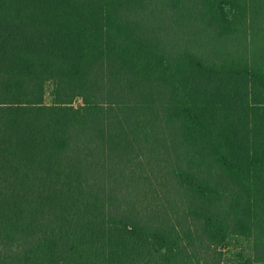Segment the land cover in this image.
<instances>
[{"label": "trees", "instance_id": "trees-1", "mask_svg": "<svg viewBox=\"0 0 264 264\" xmlns=\"http://www.w3.org/2000/svg\"><path fill=\"white\" fill-rule=\"evenodd\" d=\"M161 1L0 0V264H264V0Z\"/></svg>", "mask_w": 264, "mask_h": 264}, {"label": "rangeland", "instance_id": "rangeland-1", "mask_svg": "<svg viewBox=\"0 0 264 264\" xmlns=\"http://www.w3.org/2000/svg\"><path fill=\"white\" fill-rule=\"evenodd\" d=\"M147 3H148V6L150 7V9L151 8L154 9L155 7H157L159 5L160 6L163 5V2L161 0H147ZM152 17H154V16H151V18ZM194 49L199 50L200 52L203 51V49L199 45H195ZM231 50L235 53V54L233 53L234 55H241L242 54V52H239L236 50L234 45L231 47ZM209 53L211 55L215 56L213 53H211V52H209ZM242 55H244V54H242ZM244 56L248 57L249 54L244 55ZM48 90H50V88H48ZM47 100L50 101L49 95L47 97ZM236 245L242 246L241 243H238ZM232 247L233 248L231 250L227 251V254L224 256V259L226 258V261L229 262L230 264H242V260L240 258V255H238L239 251H238V249H236L235 244ZM253 255H254V253H253Z\"/></svg>", "mask_w": 264, "mask_h": 264}]
</instances>
